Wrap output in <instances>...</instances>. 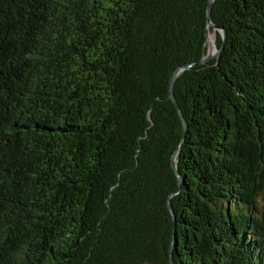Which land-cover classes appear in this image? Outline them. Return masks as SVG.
Instances as JSON below:
<instances>
[{
    "label": "trees",
    "instance_id": "16d2710c",
    "mask_svg": "<svg viewBox=\"0 0 264 264\" xmlns=\"http://www.w3.org/2000/svg\"><path fill=\"white\" fill-rule=\"evenodd\" d=\"M207 4L0 0V264H264V0Z\"/></svg>",
    "mask_w": 264,
    "mask_h": 264
},
{
    "label": "water",
    "instance_id": "95a60500",
    "mask_svg": "<svg viewBox=\"0 0 264 264\" xmlns=\"http://www.w3.org/2000/svg\"><path fill=\"white\" fill-rule=\"evenodd\" d=\"M211 2H212V0H208V4H207V18H208V26L210 25V24H212V26L213 27H215L214 28V33H215V35H217V29H216V25L214 24V23H212V21H211V17H210V7H211ZM208 31H209V29L207 28V31H206V41H207V38H208ZM214 50H212V48H209V46L207 45V55L206 56H204L200 61H203V60H205V59H208L209 57H211L212 55H213V53L216 51H218V47H217V44L216 43H214ZM179 70L180 69H176L175 71H174V73L172 74V76H171V79H170V93H171V98H172V100H173V102H174V104L177 106V108H178V105H177V102H176V99H175V97H174V95H173V89H172V85H173V81H174V78L176 77V75H177V73L179 72ZM179 109V108H178ZM180 114H181V112H180ZM183 117V116H182ZM178 156V150L173 154V156H172V166L174 167V169H175V172H176V174H177V176L180 178V180H181V177H180V174H179V171H178V169H177V166H176V163H175V161H176V157ZM168 206H169V208L171 209L172 207H171V204H170V202H169V200H168ZM171 211H172V209H171ZM173 213V212H172ZM172 245H173V242H172ZM171 254H172V252L170 251V258H171ZM171 264H174L173 262H172V260H171Z\"/></svg>",
    "mask_w": 264,
    "mask_h": 264
},
{
    "label": "rangeland",
    "instance_id": "374dc122",
    "mask_svg": "<svg viewBox=\"0 0 264 264\" xmlns=\"http://www.w3.org/2000/svg\"><path fill=\"white\" fill-rule=\"evenodd\" d=\"M210 30V29H209ZM212 33H214L213 29L210 30ZM211 34V33H210ZM207 45L209 46V48H212V50H214V42L215 40H213L212 38L210 39V41H206ZM216 43H217V35H216ZM216 52V51H215ZM214 52V53H215Z\"/></svg>",
    "mask_w": 264,
    "mask_h": 264
},
{
    "label": "bare ground",
    "instance_id": "6f19581e",
    "mask_svg": "<svg viewBox=\"0 0 264 264\" xmlns=\"http://www.w3.org/2000/svg\"><path fill=\"white\" fill-rule=\"evenodd\" d=\"M213 34H214V36H216L215 33H213ZM214 36L212 34L208 33L207 41H210L211 38L214 40Z\"/></svg>",
    "mask_w": 264,
    "mask_h": 264
}]
</instances>
